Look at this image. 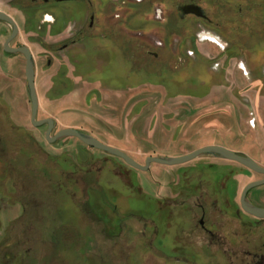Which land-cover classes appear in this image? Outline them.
Instances as JSON below:
<instances>
[{"label": "rangeland", "instance_id": "374dc122", "mask_svg": "<svg viewBox=\"0 0 264 264\" xmlns=\"http://www.w3.org/2000/svg\"><path fill=\"white\" fill-rule=\"evenodd\" d=\"M161 2L127 4L120 21L148 22L135 14L143 7L151 9L150 16L154 7L176 13L173 0ZM201 2L214 13L208 0ZM62 6L81 10L76 1ZM95 9L98 25L104 20L115 23L96 1ZM260 9L258 21L252 23L245 10L243 34L231 37L211 28L201 30L198 26H205L195 18L187 35L174 32L165 47L151 46L158 56L149 55L147 49L135 48L138 54L134 47L127 49V40L134 42L136 37L126 31L119 34L118 59L85 49L77 37L75 47L59 53L71 67H64L52 80L53 97H63L64 92L66 97L62 105L50 106L59 123L51 136L66 128L87 132L143 165L151 156H182L220 145L252 155L264 166V5ZM88 17L77 19L67 34H75ZM149 27L159 35L158 25ZM149 35L137 39L157 37L154 32ZM228 37L233 41L229 47L224 44ZM115 64L118 70H110ZM102 66L112 79L103 77ZM112 86L116 93H102ZM37 120L42 118L37 115ZM15 121L23 123L19 112ZM33 127L35 134L15 133L8 113L0 110V135L5 144L11 142L8 146L0 142L4 146L0 168H7V175L0 176L2 181L6 178L10 197L8 208L1 207L0 234L2 240L7 235L5 247L9 246L12 264H210L208 250L198 248L207 246L194 210L198 192H186V185L226 177L241 191L264 178L244 165L209 155L176 165L173 170L179 172L161 173L158 170L164 167L158 163L143 171L76 137L50 142L47 124ZM8 155H19L20 160L13 165L4 158ZM214 162L223 167L211 166ZM254 192L261 194L257 200L264 204V185ZM166 235L181 252L170 254L159 248Z\"/></svg>", "mask_w": 264, "mask_h": 264}, {"label": "flooded vegetation", "instance_id": "af4514ba", "mask_svg": "<svg viewBox=\"0 0 264 264\" xmlns=\"http://www.w3.org/2000/svg\"><path fill=\"white\" fill-rule=\"evenodd\" d=\"M67 1L82 2L87 9V14H89L87 23L83 25L82 30L77 34V36L71 39V43H76L78 40L77 37L85 39L94 36L92 31L96 26H98L96 23L98 12L95 9L96 1L101 5L102 13L107 12V15L110 13L112 14L115 26L119 23L125 29L129 28L130 30L137 27L139 29L138 32L131 31L130 33L133 37H141L145 36V34L148 36L149 33L153 36L152 32L156 33V38L158 39H153L151 37L150 40H145L144 38L143 40L140 38V40H137V44L141 46H149L150 49L148 48L146 51L149 54H154V56H158V53L153 51L151 46L158 48L165 47L168 40H170V36H174V32L179 36L182 35V37L185 36V34L187 35V32L189 31H185L189 30L188 28H190V30L194 29L189 22L193 21L195 18L197 20L200 19L203 22L205 27L198 26L200 29L202 28L201 30L211 28L223 33V35L225 34V37L228 36L227 34L230 35L229 37H231L232 34L242 35L244 30L243 26L244 24L246 25V21L243 18L246 17V15H243L245 10L250 13V16H247L246 18H249L252 23L254 20L258 21L257 19L259 14L256 13H261L263 9H260V7L264 5V0H208L214 8V13H212L208 12L207 7L203 2H201L204 0H173L175 6L174 10L176 13L166 10L164 7L163 9H157L159 10L158 12L154 7V15L150 16V8L146 10L144 7L138 8V12L135 14L145 16L148 20V22L138 24H133L131 22L121 23L120 19H123L121 16L122 10H125L127 4L137 3L138 5L143 4L146 6L148 4H152L153 0H0V5L3 7L0 8V12L5 13L4 10L7 9L21 13H28L33 10L38 11L40 9L52 12L55 8L62 6V4ZM162 1H167L168 3V0ZM163 2H161L160 5L163 4ZM119 3L122 4L121 9L118 7ZM189 5L200 6L204 10V16L187 13L185 8ZM219 13H223V17H221ZM52 17V19L55 20L53 15ZM6 23L11 27V33L9 35L11 36L13 31L12 25L8 22ZM151 24L159 26V35L157 30L153 31V29L149 27ZM197 34L198 31L196 36ZM18 36L19 33L17 37ZM189 36L192 37L193 33H189ZM17 37H15L11 43L14 42ZM229 37L228 41L224 42V44L228 47L230 46V43L233 42ZM141 40L142 42H140ZM69 44L70 43H64L59 47V49H63L64 47L66 48ZM182 58L183 57H181V59ZM213 158L217 160H228L216 157ZM259 164L263 166L261 163ZM211 166L215 168L223 167L222 164H219L218 162L212 163ZM225 180L226 177L220 182L213 181L209 183L189 184L186 185L187 188L184 189L186 192L191 194L195 193L194 191L198 192V195H196L193 203L195 205L194 210L195 215L198 216L199 226L206 235L207 239V246H205V248H203V246H198V248L202 252L205 251V249L208 250V254L213 261L210 264H264V218H258L247 213L242 208L241 204L244 189L249 183L246 184L240 191L234 182ZM255 189H257V187L250 189L247 192V197L253 204L264 207L263 203L258 202L257 199L261 194L258 192L255 193ZM166 201L168 200H163L162 202L164 203ZM183 204H180L181 208L184 207ZM169 239L168 235L164 238L163 246L165 247L166 253L169 250L181 252V249L178 248V244V247L175 246Z\"/></svg>", "mask_w": 264, "mask_h": 264}, {"label": "crops", "instance_id": "0c3cea01", "mask_svg": "<svg viewBox=\"0 0 264 264\" xmlns=\"http://www.w3.org/2000/svg\"><path fill=\"white\" fill-rule=\"evenodd\" d=\"M76 2L78 3V6L81 7V10L74 11L63 6L55 8L52 12L41 9L38 11L33 10L28 13H21L9 9L4 10L5 13H7L15 20L19 29V36L14 40V42L10 43V46L15 48H18V46H27L31 50V53L33 55L35 61V86L39 100L38 117L42 119L52 118L54 121H56L57 117L52 111H50V106L54 105L55 103L59 106L62 105V99L63 97H66V92L63 93L64 95L62 94L63 97H53V95L55 94L53 88H55L56 85L54 82H52V80L59 75L64 67L67 68V65L71 67L70 64H67L68 62L71 63V61H69L68 58H60L59 53H61L62 51H66V49H69L70 47H75L76 43L70 42V44L63 49H59L58 46L64 44L66 40H71L72 38H74L75 34H78L83 28L82 25V27H80L79 29H75V34H67L68 31L72 29V26L75 25L77 19H81L85 14H87V10H85V8L83 10L82 8V2ZM0 8L3 7L0 5ZM52 15L54 16L55 20L52 19ZM111 16V14H108V17ZM121 31H126L124 33H126L127 35V33L130 34L131 31L138 32L139 29L137 27L132 28V30H130L129 28L125 29L121 25L120 27L118 25L115 26L113 23L104 20L101 25H98L93 29V37H88L85 39L82 38L80 40V43L81 46H83L87 50L95 49V52H98L99 50V52L103 54V56H105L106 54L114 56L116 55L117 57L115 58L118 59V56L121 55V39H119V34L121 33ZM10 33L11 27L5 21H0V110L3 109L8 113L12 130L21 132L22 134H35L34 131L36 128L33 127V124L31 122L32 103L27 84L26 58L21 53H11L6 50V42L10 37ZM129 36L127 37L129 38ZM140 39L143 40V38ZM140 39H137L136 37V39H134V42H131V40L128 39V42L126 43L127 46L125 47L127 49L128 47H134L135 54L137 53V51L140 52V50L143 51L144 49H150L149 46H141L137 44V40ZM142 40L140 42H142ZM135 48H137L138 50L136 51ZM146 53L148 52L146 51ZM125 54H127V52ZM51 57H53V60H51ZM100 69L99 70L104 73L103 77L108 78V76L105 74L107 68L102 66V68ZM113 69L116 71L118 70L117 64H115L114 67L112 66L110 70L113 71ZM110 78L112 79V76H110ZM102 93L113 95L116 92L114 91V88L112 86L107 88L106 90H103ZM68 94H71V92H69ZM16 112H19V115L23 117V123L15 121ZM19 118L21 119V117ZM56 123L59 125L57 121L55 122V125ZM0 142L2 143L1 135ZM1 151L2 147L0 146V153ZM178 156L181 155H167L164 157ZM161 167H164L158 170L161 173L163 172L168 174L174 171L179 172L178 168L177 170H173L174 167L177 166L161 165ZM151 168L153 169V165L151 166ZM0 174L7 175V168H4L3 171L0 168ZM3 181L2 177L0 176V222L2 221L1 207L3 205V207L8 208L7 205L9 204L8 201L10 198L8 193V185L7 183H5L6 178H4ZM1 237L2 235L0 234V242L2 240ZM163 244V241H160V249L164 247ZM167 253L174 254L173 251H167Z\"/></svg>", "mask_w": 264, "mask_h": 264}, {"label": "water", "instance_id": "95a60500", "mask_svg": "<svg viewBox=\"0 0 264 264\" xmlns=\"http://www.w3.org/2000/svg\"><path fill=\"white\" fill-rule=\"evenodd\" d=\"M185 11L187 13H194L199 16H204V10L200 6H197V5H189L185 8ZM0 21L8 22L9 24L12 25V29H13L12 35L8 38L6 42V50L11 53H21L26 58L27 84H28L29 95H30L31 103H32L31 121L35 126H42L45 124L48 125L46 136L48 137L50 142L57 141L65 137H76L79 140H81L84 144H86L87 146L98 149V150H102L109 155L120 157L123 160H125L127 164L131 165L132 167L136 169H140L143 171H148L151 168V165L153 163H158V164L168 165V166H176V165L185 164L197 158L209 155V156H213L216 158L228 159V160L239 162L245 165L246 167L252 169L255 172L264 174V167L261 166L259 163H257L253 158L247 155L238 153L227 147L220 146V145L204 146L202 148L194 150L191 153L178 156V157L151 156L146 159L145 164L143 165L137 162L135 159H133L130 155L123 152L122 150L103 143L102 141L98 140L93 135L87 132H83V131L72 129V128H66V129L60 130L54 136H51L52 131L55 127V121L52 118L37 120V115H38V110H39V100H38L37 90L35 86V61L31 53V50L27 46H21L18 48L11 47L10 46L11 41L15 37H17L19 33L18 26L16 22L13 20V18L6 13L0 12ZM262 185H264V179L250 182L245 187L243 196L241 198L242 208L247 213L255 217H258V218H264V207H260V206L253 204L248 199L247 192L250 189H253L255 187H259Z\"/></svg>", "mask_w": 264, "mask_h": 264}, {"label": "trees", "instance_id": "16d2710c", "mask_svg": "<svg viewBox=\"0 0 264 264\" xmlns=\"http://www.w3.org/2000/svg\"><path fill=\"white\" fill-rule=\"evenodd\" d=\"M15 133H17V131H14ZM20 135H22V134H20ZM2 140H3V138H2ZM7 140V139H6ZM4 143V140L2 141V144ZM9 144H11V142H10V140H7V143L5 144L4 143V146H8ZM3 145H2V148L4 147ZM10 147H12V146H10ZM14 148H15V146H13ZM8 148V147H7ZM16 150V149H15ZM20 150H24L23 149V147L20 149ZM14 152H17V151H14ZM2 153V152H1ZM18 153H20V152H17V154ZM5 154V153H4ZM6 160H8V162H10L11 164H16V162L18 161V160H20V158H19V155H17L16 156V158H14V157H10L9 155L8 156H5L4 157ZM29 159H31V157L30 158H26L25 160H29ZM6 243H7V235L4 237V239L0 242V250H1V256H2V258H3V263H1L0 262V264H12V263H9L8 262V260H9V258H10V255H11V251L9 252V249H8V247L9 246H7V248L5 247V245H6ZM26 250L24 249V253H26L25 252ZM15 255H13L12 257H14ZM2 260V259H1Z\"/></svg>", "mask_w": 264, "mask_h": 264}]
</instances>
